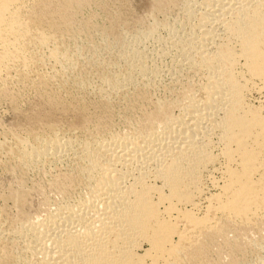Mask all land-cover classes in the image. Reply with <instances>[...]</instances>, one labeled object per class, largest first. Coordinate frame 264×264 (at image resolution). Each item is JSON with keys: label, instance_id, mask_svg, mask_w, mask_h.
I'll return each mask as SVG.
<instances>
[{"label": "bare ground", "instance_id": "obj_1", "mask_svg": "<svg viewBox=\"0 0 264 264\" xmlns=\"http://www.w3.org/2000/svg\"><path fill=\"white\" fill-rule=\"evenodd\" d=\"M0 264H264V0H0Z\"/></svg>", "mask_w": 264, "mask_h": 264}]
</instances>
